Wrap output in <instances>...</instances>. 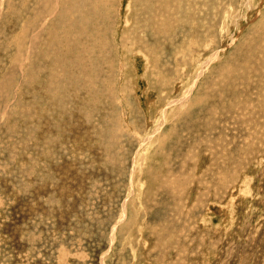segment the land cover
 <instances>
[{
	"label": "rangeland",
	"instance_id": "374dc122",
	"mask_svg": "<svg viewBox=\"0 0 264 264\" xmlns=\"http://www.w3.org/2000/svg\"><path fill=\"white\" fill-rule=\"evenodd\" d=\"M0 264H264V0H0Z\"/></svg>",
	"mask_w": 264,
	"mask_h": 264
},
{
	"label": "bare ground",
	"instance_id": "6f19581e",
	"mask_svg": "<svg viewBox=\"0 0 264 264\" xmlns=\"http://www.w3.org/2000/svg\"><path fill=\"white\" fill-rule=\"evenodd\" d=\"M107 1H108V0H107ZM244 1H245V0H244ZM93 3H94V2H93ZM98 7H99V6H98ZM95 9H96V8H95ZM68 26H69V25H68ZM69 28H70V27H69ZM184 92H185V91H184ZM184 92H183V93H184ZM190 92H191V91H190V89H189L188 94H189ZM188 94H187V95H188ZM180 98H181V97H180ZM180 98H179V99H180ZM186 99H187V98H186ZM180 101H181V100H180ZM173 103H177V102H173ZM173 103H171V104L169 103L168 105H172ZM186 103H187V102H186ZM186 103H185V104H186ZM168 108H169V107H168Z\"/></svg>",
	"mask_w": 264,
	"mask_h": 264
}]
</instances>
